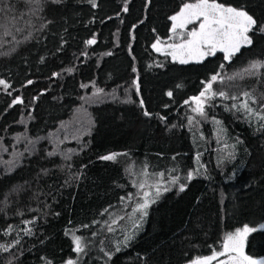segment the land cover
Here are the masks:
<instances>
[{
  "label": "trees",
  "instance_id": "1",
  "mask_svg": "<svg viewBox=\"0 0 264 264\" xmlns=\"http://www.w3.org/2000/svg\"><path fill=\"white\" fill-rule=\"evenodd\" d=\"M190 1L0 0V80L10 85H0V264H188L227 232L264 223V120L233 107L264 109V68L245 71L264 63V0H219L257 22L230 61L178 64L152 44ZM216 73L213 89L228 98L197 117L191 98ZM84 110L92 125L71 162L30 151ZM140 171L169 186L142 228L130 219ZM246 254L264 257V231Z\"/></svg>",
  "mask_w": 264,
  "mask_h": 264
},
{
  "label": "snow or ice",
  "instance_id": "2",
  "mask_svg": "<svg viewBox=\"0 0 264 264\" xmlns=\"http://www.w3.org/2000/svg\"><path fill=\"white\" fill-rule=\"evenodd\" d=\"M92 2L93 6H95L94 0ZM170 20L172 21V35L169 39L173 42L167 43L157 39L152 44V48L157 52L171 56L173 61H178L180 64H187L190 61L199 63L209 56H215L217 52L223 53L224 60L230 61L242 45L252 43L248 33L253 30L257 23L246 11L236 7L226 6L224 3L219 2V0H193V2H185L176 14L170 17ZM190 25H194V27L189 28ZM260 30L264 31V27ZM87 43L93 44L95 40H89ZM220 67L223 68V65ZM261 68H264V63L257 61L251 63L245 71L250 74H256ZM218 80L221 83L223 82V78L219 73L212 75L210 81L205 83V87L199 95L191 98V104L194 105L190 109L192 112L206 118V101L216 96L225 99L228 98L223 90L216 91L213 89V84ZM0 85H3L5 89L10 87L3 80H0ZM168 95L171 96L172 93L169 92ZM244 96L252 99L247 92L244 93ZM231 99L235 100L236 97L233 96ZM15 102L21 103L22 101L17 99ZM185 103L188 104L189 101L186 100ZM253 103H255L254 100ZM233 107L238 110L243 109L255 115L257 119L264 120V115L261 114V112H264V109H261L260 112H254L247 101L240 105L234 104ZM144 114L149 115L148 112ZM188 122L192 124L194 118L189 116ZM216 123L219 124L220 122L216 121ZM103 159L113 160L115 159V155L105 156ZM197 160H199V156H197ZM144 175L147 176L148 174L145 172ZM163 175V173H159L160 177H163ZM191 178L192 173L189 172L188 179ZM177 180L178 177L172 178L171 183H176ZM138 186L140 189H144L146 186L154 187L157 196L161 191V184L158 182L148 185V181L145 180L140 182ZM163 190L167 191L168 189L164 188ZM183 190L184 185H181L180 191ZM149 195V192H143L145 201L143 204H138L137 208L142 209L147 207L149 203L147 198ZM136 210L133 209L134 212ZM261 228L264 229V224L261 225ZM109 230H111V227H109ZM257 230V228L245 224L242 228H237L234 232H227L218 250L213 249L210 255L198 257L192 264H213L214 261L216 264H264V260L258 262L245 254L247 237L250 233L256 232ZM28 232L30 233L31 230L28 229ZM74 244L75 250L78 253L83 251L80 237H74ZM5 250L7 249L5 248ZM221 257H224V259H220ZM68 264H72V261H69Z\"/></svg>",
  "mask_w": 264,
  "mask_h": 264
},
{
  "label": "rangeland",
  "instance_id": "3",
  "mask_svg": "<svg viewBox=\"0 0 264 264\" xmlns=\"http://www.w3.org/2000/svg\"><path fill=\"white\" fill-rule=\"evenodd\" d=\"M190 2H193V1H190ZM191 27H194V25H190L189 26V28H191ZM251 32L252 31H250L248 33L249 37H250V33ZM171 35H172V33L170 31V36ZM169 37L166 40H161V41L162 42H167V43H172L173 41L170 40ZM250 45L251 44L242 45L240 50L242 48L248 47ZM153 50L157 54L162 55V56H167V57H169L172 60L171 56L165 55V54H163L161 52H157L155 49H153ZM217 53H220V52H217ZM237 53H235L234 55H236ZM209 57H212V56H209ZM209 57H207V58H209ZM207 58H205L203 61H205ZM173 62L180 64L178 61H173ZM202 62H199V63H202ZM192 63H197V62L190 61L187 64H192ZM246 73H247V71H246ZM116 98L117 97L115 96V97H112V98H107L106 100H108V99L111 100V99H116ZM192 107H194V105H192ZM193 114L195 116L201 118V116L197 115L196 113L193 112ZM91 125H92L91 116H89L87 114V111L84 110V111L80 112V114L77 116V118L73 122L64 125L59 131H56L55 133H52L49 137H47L46 139L36 143L34 146L30 147L29 149H30V151H36V150L40 151L41 148H45L44 151H46L49 148L51 150L50 151V157L51 158H54V159L58 158V159H61L63 161H66L67 163L71 162L72 159L78 153L77 152L78 147L83 148L84 143H85L84 142V138L89 133V129H90ZM43 143H46V145L44 147L41 146ZM33 153L34 152H32L31 154H33ZM22 155L25 156V152H23ZM25 157L27 158V155ZM18 159H20V158H18ZM14 162H16V161L10 162V164H9L10 168H12V165H13ZM14 165H16V163ZM21 165L22 164H20V166ZM145 172L148 174L147 176L144 175ZM160 178L161 177L159 176V174L158 175H152L149 171H140V172H138L139 183L147 180L148 181V185H152L154 182H158V183L161 184V188H163V187H168L169 188V186H166V184H164V182H162ZM152 188L155 189L154 187H148V186H146L144 189H140L143 192L147 191V192L150 193L149 197L147 198L148 201H149L147 207L146 208H142V209L136 207L135 209H137V210L135 212L134 211L131 212L130 219L134 223L137 220V224H138L137 226L138 227L141 226L143 224V222L145 221L146 215H147V210H148L149 206L157 198L156 191H151ZM143 192L141 193L140 196L138 195V197H139L138 199H140V203L139 204H143L144 201H145V198L143 197ZM140 228H142V226ZM249 236H250V234L248 235L247 240H248ZM129 239H130V235L124 240V243H127V241ZM246 243H247V241H246ZM245 254H246V244H245ZM223 259H224V257H223ZM195 260H193V261H195ZM261 260H264V259H261ZM71 261H72V264H77L76 260H71ZM193 261H191L188 264H192ZM259 261L260 260H258V262ZM68 262H66L65 264H68ZM213 264H216V262L214 261Z\"/></svg>",
  "mask_w": 264,
  "mask_h": 264
},
{
  "label": "flooded vegetation",
  "instance_id": "4",
  "mask_svg": "<svg viewBox=\"0 0 264 264\" xmlns=\"http://www.w3.org/2000/svg\"><path fill=\"white\" fill-rule=\"evenodd\" d=\"M257 229H258L257 231H261V232L264 231V229H262L261 226L257 227ZM250 234H252V233H250ZM250 257H252V256H250ZM252 258L257 260V261L261 260V259H264V257H252ZM220 259H223V257H221Z\"/></svg>",
  "mask_w": 264,
  "mask_h": 264
}]
</instances>
